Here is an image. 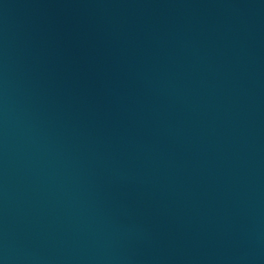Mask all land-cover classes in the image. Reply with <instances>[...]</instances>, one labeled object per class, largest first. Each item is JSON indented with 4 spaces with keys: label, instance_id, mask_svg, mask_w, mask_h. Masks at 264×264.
<instances>
[{
    "label": "water",
    "instance_id": "95a60500",
    "mask_svg": "<svg viewBox=\"0 0 264 264\" xmlns=\"http://www.w3.org/2000/svg\"><path fill=\"white\" fill-rule=\"evenodd\" d=\"M0 264H260L136 0H0Z\"/></svg>",
    "mask_w": 264,
    "mask_h": 264
}]
</instances>
